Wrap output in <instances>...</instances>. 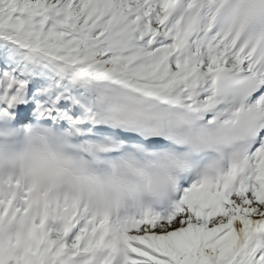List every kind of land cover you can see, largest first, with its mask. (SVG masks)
Masks as SVG:
<instances>
[{"label": "snow or ice", "instance_id": "snow-or-ice-1", "mask_svg": "<svg viewBox=\"0 0 264 264\" xmlns=\"http://www.w3.org/2000/svg\"><path fill=\"white\" fill-rule=\"evenodd\" d=\"M0 264H264V0H0Z\"/></svg>", "mask_w": 264, "mask_h": 264}]
</instances>
